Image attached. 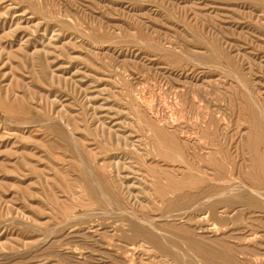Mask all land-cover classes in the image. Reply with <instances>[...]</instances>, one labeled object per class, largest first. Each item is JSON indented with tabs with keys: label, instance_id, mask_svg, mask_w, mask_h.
Wrapping results in <instances>:
<instances>
[{
	"label": "rangeland",
	"instance_id": "obj_1",
	"mask_svg": "<svg viewBox=\"0 0 264 264\" xmlns=\"http://www.w3.org/2000/svg\"><path fill=\"white\" fill-rule=\"evenodd\" d=\"M263 131L264 0H0V264H264Z\"/></svg>",
	"mask_w": 264,
	"mask_h": 264
},
{
	"label": "bare ground",
	"instance_id": "obj_2",
	"mask_svg": "<svg viewBox=\"0 0 264 264\" xmlns=\"http://www.w3.org/2000/svg\"><path fill=\"white\" fill-rule=\"evenodd\" d=\"M248 62H249V61H248ZM240 83H241V82H240ZM256 88H257V87H256ZM245 96H246V95H245ZM261 97H262V96H261ZM198 98H199V97H198ZM254 100H255V99H254ZM255 103H256V102H255ZM252 105H253V104H252ZM248 106H249V105H248ZM251 107H252V106H251ZM254 107H255V106H254ZM256 108H257V107H256ZM260 108H262V109H260ZM250 109H251V108H250ZM258 109L263 110V107H259ZM258 109H257L256 112H260ZM251 110H252V109H251ZM254 112H255V111H253V113H254ZM262 112H263V111H262ZM254 114H255V113H254ZM260 114H261V113H260ZM260 114H259V116L261 117ZM262 116H263V115H262ZM253 118H254V117H253ZM221 120H222V119H221ZM255 120H256V119H255ZM258 120H259V119H258ZM257 122H258V121H257ZM262 122H263V121H262ZM257 124H258V123H257ZM211 125H212V124H211ZM253 125H254V124H253ZM255 125H256V124H255ZM260 125H261V124H260ZM183 126H184V125H183ZM261 129H262V127H261ZM199 131H200V130H199ZM205 131H206V130H205ZM216 131H217V130H216ZM207 132H208V131H207ZM211 132L213 133V131H211ZM263 132H264V131H263ZM257 133H258V132H257ZM259 133H260V132H259ZM261 134H262V133H261ZM177 135H178V134H177ZM256 135H257V134H256ZM262 135H263V134H262ZM176 137H177V136H176ZM257 137H258V136H257ZM259 137H262V136L259 135ZM174 138H175V137H174ZM252 138H253V137H252ZM175 139H176V138H175ZM177 139H178V138H177ZM201 139H202V137L200 138V140H201ZM212 139H214V138H212ZM259 139H260V138H259ZM263 139H264V137H263ZM215 140H216V139H215ZM260 140H261V139H260ZM260 140L257 139L256 141H260ZM188 141H189V140H188ZM209 141H210V140H209ZM263 141H264V140H263ZM175 142H176V141H175ZM175 142H174V143H175ZM177 142H178V141H177ZM198 142H199V141H198ZM261 142H262V141H261ZM186 143H187V145H186L185 148H186V151H188V152H187V153H188L187 156H188V161H189V163L193 162V161H192L193 159H196L197 154H200L199 152L202 151V149L208 147V146H203V145H204V144H203V143H204L203 141H202V144H203V145H202V144H198V145H197V144L189 145L188 142H186ZM200 143H201V142H200ZM205 143H206V141H205ZM214 143H215V142H214ZM176 144H177V143H176ZM178 144H180V143H178ZM209 144H210V143H209ZM253 144H254V143H253ZM253 144H252V145H253ZM206 145H207V144H206ZM213 145H214V144H213ZM235 145H236V144H235ZM184 146H185V145H184ZM214 146H216V145H214ZM249 146H250V145H249ZM177 147H179V146H177ZM210 147H211V146H210ZM171 148H173V146H172ZM179 148H180V147H179ZM181 148H182V147H181ZM258 148H259V146H258ZM212 149H213V148H212ZM212 149H210V151H211ZM250 149H251V148H250ZM253 149H254V147H253ZM173 150H174V149H173ZM177 150H178V151L176 152L177 154H181V153H182V152H181V149H180V150L177 149ZM214 150H215V149H214ZM214 150H212V151H214ZM220 150H221V149H220ZM220 150H219V151H220ZM229 150H230V149H229ZM229 150H228V152L230 153ZM236 150H237V148H236ZM238 150H239V149H238ZM242 150H243V149H242ZM242 150H241V151H242ZM262 150H263L262 148H261V151H260V149H259L260 152H262ZM169 151H170V150H169ZM210 151H209V153H210ZM221 151H222V150H221ZM226 151H227V150H226ZM253 151H254V150H253ZM256 151H257V150H256ZM259 151H258V152H259ZM163 152H164V151H163ZM170 152H173V151L171 150ZM174 152H175V150H174ZM214 152H216V150H215ZM228 152H227V153H228ZM258 152H257V153H258ZM260 152L258 153L257 156H259ZM185 153H186V152H185ZM212 153H213V152H212ZM229 153H228L227 155H229ZM236 153H237V152H236ZM167 154H168V152H167ZM172 154H173V153H172ZM183 154H184V151H183ZM213 154H214V153H213ZM261 154H262V153H261ZM168 155H169V154H168ZM200 155H201V154H200ZM209 155H211V154H209ZM263 155H264V154H263ZM198 156H199V155H198ZM198 156H197V157H198ZM213 156H214V155H213ZM213 156H211V157H213ZM231 156H232V155H231ZM250 156H251V155H250ZM174 157H175V156H174ZM178 157H179V156H178ZM201 157H202V156H201ZM228 157H229V156H228ZM228 157H227V158H228ZM262 157H263V156L259 157V159H258L259 162H258V163H261V161H262V159H263ZM199 158H200V157H199ZM229 158H230V157H229ZM231 158H232V157H231ZM260 158H262V159L260 160ZM203 159H204V157H203ZM252 159H253V158H252ZM254 159H255V156H254ZM184 160H185V159H184ZM200 160H202V159H200ZM200 160H199V161H200ZM217 160H218V159H217ZM225 160H226V158H225ZM181 161H182V160H181ZM213 161H214V160H213ZM226 161H227V160H226ZM255 161H256V159H255ZM263 161H264V160H263ZM263 161H262V162H263ZM208 162H209V160H208ZM217 162H218V161H217ZM256 162H257V161H256ZM256 162H255V164H256ZM185 163H186V162H185ZM210 163H211V161H210ZM244 163H245V162H244ZM186 164H187V163H186ZM191 164H192V163H191ZM217 164H218V163H217ZM226 164H228V163H226ZM263 164H264V163H263ZM228 165H229V164H228ZM246 165H247V164H246ZM230 166H231V165H230ZM248 166H249V164H248ZM248 166H246V167H248ZM258 166L263 167L262 163H261V165H258ZM189 167H190V166H189ZM220 167H221V166H220ZM223 167H224V166H223ZM256 167H257V165H256ZM224 168H225V167H224ZM226 168H228V167H226ZM86 169H87V168H86ZM190 169H191V168H190ZM215 169H216V168H215ZM233 169H234V167H233ZM257 169H261V168H257ZM193 170H194V169H193ZM217 170H219V169H217ZM217 170H216V171H217ZM223 170H224V169H223ZM230 170H232V169H230ZM237 170L239 171L238 168H237ZM262 170H263V168L260 170L261 173L263 174L264 172H263ZM256 171H257V170H256ZM229 172H230V171H228V173H229ZM231 172H232V171H231ZM236 172H237V171H236ZM223 173H224V172H223ZM254 173H255V172H254ZM257 173H258V172H257ZM217 174H219V171L217 172ZM237 174H238V173H237ZM258 174H259V173H258ZM223 175H224V174H223ZM249 175H250V174H249ZM259 175H260V174H259ZM226 176H227V175H226ZM229 176H230V177H229ZM229 176H228L229 179H230L231 177L233 178V176H231V175H229ZM251 176H252V175H251ZM223 177H224V176H223ZM259 177H260V176H259ZM244 178H245V177H244ZM256 178H257V177H256ZM262 178H263V177H262ZM217 179H218V178H217ZM225 179H226V177H225ZM225 179H223V180H225ZM240 179H241V178H240ZM250 179H251V178H250ZM250 179L247 178L246 180H250ZM252 179H253V177H252ZM226 180H228V179H226ZM231 180H232V179H231ZM258 180H259V179H257V181H258ZM166 181H167V180H166ZM197 181H198V180H197ZM253 181H256V179H255V180L253 179ZM261 182H262V180H261ZM246 183H247V182H246ZM248 183H249V181H248ZM257 183L259 184L260 182L258 181ZM172 184H173V183H172ZM176 184H177V183H176ZM243 184H244V182H243ZM250 184H251V182H250ZM245 185H246V184H245ZM248 185H249V184H248ZM253 185H255V184H253ZM226 186H227V185H226ZM220 187H222V186H220ZM224 187H225V186H224ZM233 187H234V186H233ZM243 187H244V186H243ZM252 187H254V186H252ZM256 187H257V186H256ZM205 188H206V187H205ZM214 188H215V187H214ZM214 188H213V189H214ZM222 188H223V187H222ZM226 188H227V187H226ZM230 188H231V187H230ZM245 188H246V186H245ZM258 188H261V186L258 187ZM160 189H161V188H160ZM163 189H164V188H163ZM218 189H219V188H218ZM224 189H225V188H224ZM233 189H234V188H233ZM239 189H240V188H239ZM262 189H264V187L261 188L260 190H262ZM205 190H206V189H205ZM225 190H226V189H225ZM242 190H244V189L242 188ZM245 190L247 191V193H248L247 196H249V198H250V197H254V201H255V199H257L258 201H259V199H260V201H261V199H264V191H263V190L260 191L259 189H253V188H250V187H247ZM212 191H214V190H212ZM216 191H218V190H216ZM216 191H215V192H216ZM221 192H222V191H221V189H220V193H221ZM223 192H225V191H223ZM230 192H231V190H230ZM220 193H219V191H218V194H217V195H216V193H215L214 198H215L216 201H213V202H211V203H209V202L207 201V200H209L210 198L213 197V193H212V196H210L211 193H210V194H209V193H206V197H207V198L204 197L203 199H205V200H204V201H200V202H202V204L200 203V205H205V206L207 207V210L209 209V210L207 211V213H209L211 216H213L214 211L218 208V206L222 205L225 201H227V200H221V199H220ZM234 193H235V192H234ZM194 194H195V193H194ZM203 194H204V193H203ZM207 194H209V197H208ZM226 194H228V193L226 192ZM237 194H238V193H237ZM223 195H225V193L222 194V196H223ZM181 196H182V195H181ZM181 196H179V198H180ZM200 196H201V195H200ZM217 196L219 197V200L216 199ZM222 196H221V197H222ZM230 196H231V195H230ZM242 196H243V195H242ZM177 197H178V196H177ZM177 197H176V198H177ZM224 197L226 198V196H224ZM228 197H229V196H228ZM228 197H227V198H228ZM237 197H238V196H237ZM258 197H259V199H258ZM181 198H182V197H181ZM222 198H223V197H222ZM241 198H242V197H241ZM243 198H244V197H243ZM243 198H242V199H243ZM203 199H201V200H203ZM177 200H179V199H177ZM177 200H176V201H177ZM211 200H213V199H211ZM228 200H229V198H228ZM239 200H240V199H238V201H239ZM243 200H244V199H243ZM257 200H256V201H257ZM251 201H252V200H251ZM254 201H253V202H254ZM262 201L264 202V200H262ZM164 202H165V201H164ZM166 202H167V201H166ZM179 202H180V201H179ZM195 202H196V201H195ZM198 202H199V201H198ZM198 202L195 203V204H193V206L195 205V207H196L197 205H199ZM229 202H232V201L230 200ZM147 203H148V202H147ZM184 203H185V202H184ZM227 203H228V202H226V205H229V204H227ZM233 203H234V202H233ZM233 203H232V204H233ZM247 203H248V202H247ZM261 204H262V202H261ZM188 205L190 206V204H188ZM224 205H225V204H224ZM230 205H231V204H230ZM237 205H238V204H237ZM242 205H243V204H242ZM242 205H238V207H239V206H242ZM248 205H249V204H248ZM155 206H156V205H155ZM233 206H234V204H233ZM243 206H244V205H243ZM257 206H258V205H257ZM259 206H260V205H259ZM195 207H194V208H195ZM198 207H199V206H198ZM220 207H221V206H220ZM251 207H252V206H251ZM260 207H261V206H260ZM260 207H259V208H260ZM191 208H192V207H191ZM199 208H200V207H199ZM201 208H202V207H201ZM222 208H223V207H222ZM229 208H231V207H229ZM259 208L256 207V209H258V210H259ZM234 209H235V208H234ZM254 209H255V207H254ZM262 209H264V208H262ZM107 210H108V209H107ZM186 210H187V209H186ZM190 210H191V209H190ZM195 210H196V209H195ZM231 210H232V209H231ZM235 210H236V209H235ZM235 210H234V211H235ZM251 210H252V209H251ZM232 211H233V210H232ZM263 211H264V210H263ZM90 212H91V211H90ZM217 212H218V211H217ZM235 212H236V211H235ZM254 212L256 213V211H254ZM254 212H253V213H254ZM260 212H261V211H258V213H260ZM133 213H134V212H133ZM224 213L229 214V213H232V212L229 211V210H226V208H225V212H224ZM244 213H245V212H244ZM244 213H243V214H244ZM251 213H252V212L250 211V214H251ZM201 214H202V213H201ZM205 214H206V212H205ZM235 214H236V213H235ZM239 214L242 215L241 213H239ZM247 214H249V211H248ZM250 214H249V215H250ZM262 214H264V213H262ZM97 215H98V214H97ZM216 216H217V215H216ZM254 216H255V215H254ZM254 216H253V217H254ZM263 216H264V215H263ZM143 217H144V216H143ZM147 217H148V216H147ZM153 217H154V216H153ZM251 217H252V216H251ZM255 217H256V216H255ZM90 218H91V217H90ZM130 218L133 219V220H135V219L138 220V219H139V218L137 217L136 213L133 214V215H130ZM212 218H214V217H212ZM232 218H233V217H232ZM232 218H231V219H232ZM260 218H261V215H260ZM262 218H263V217H262ZM150 219H151V218H150ZM207 219H208V218H207ZM251 219L253 220L254 218H251ZM257 219H259V217H258ZM128 220H129V219H128ZM137 220H136V221H137ZM147 220H148V219H147ZM147 220H146V221H147ZM192 220H193V219H192ZM254 220H255V219H254ZM260 220H261V219H260ZM139 221H140V220H139ZM255 221L257 222V220H255ZM255 221H254V222H255ZM140 222H143V220L140 221ZM258 222H260V221L258 220ZM130 223H131V222H130ZM133 223H134V222H133ZM149 223H150V222H149ZM149 223H147V224H149ZM250 223H251V222H250ZM250 223H249V224H250ZM153 224H154V223H153ZM249 224H247L246 227H245V226H244V227L241 226V227H242V228L240 227V228H241V231L239 230V231H240V234H238V233H237V234L240 235L241 238L245 239L244 241H246V243H248V244H250V243L253 242V241H254L255 243L258 242V241H262L263 238H264V235H263V234H264V230H260V231L257 230L258 228H257V226H256V227L254 226V223H253V222L251 223V224H252V227H250L251 225L249 226ZM256 224H257V223H256ZM256 224H255V225H256ZM261 224H262V223H261ZM20 225H21V224H20ZM125 225H126V224H125ZM132 225H133V224H132ZM132 225H130L129 230L132 231V233H133V232H135V231L137 230V229L135 228V231H134L133 228H134V227H137V226L134 224L135 226L133 227ZM149 225H150V224H149ZM262 225H263V224H262ZM54 226H55V225H54ZM128 226H129V224H128ZM157 226H158V225H157ZM259 226H260V225H259ZM131 227H133V228H131ZM148 227H149V226H148ZM138 228H139V227H138ZM160 228H161V227H160ZM238 228H239V227H238ZM240 228H239V229H240ZM260 228H262V226H261ZM126 229H128V228H126ZM161 230H162V229H161ZM237 230H238V229H237ZM127 231H128V230H127ZM138 231H140V230H138ZM141 231H142V230H141ZM148 231H149V234L151 235V237H150V236L147 237V239H146L147 242L150 243V244H155L154 242H156L157 245H159V244H158V241H157L158 238H157V240H156V235H155V234H157V233H156L157 228H156V227H152V228L148 229ZM230 231H231V229H230ZM157 232H158V231H157ZM161 232H162V231H161ZM119 233H120V232H119ZM122 233H123V234H122L123 237H126L127 235H129V234L126 233V231H124V232H122ZM130 233H131V232H130ZM132 233H131V234H132ZM136 233H137V231H136ZM136 233H135L134 235H136ZM162 233H163V232H162ZM166 233H167V232H166ZM125 234H127V235H125ZM131 234H130V235H131ZM140 234H141V232H140ZM158 234H161V233H158ZM164 234H165V233H164ZM167 234H168V233H167ZM167 234H166V235H167ZM134 235H131V236H134ZM227 235H228V234H227ZM238 235H237V236H238ZM142 236H144V235H142ZM142 236H141V237H142ZM127 237H128V236H127ZM129 237H130V236H129ZM136 237H139V234H137ZM145 237H146V236H145ZM240 237H239V238H240ZM132 238H133V237H132ZM134 239H135V238H134ZM160 239H161V238H160ZM236 239H237V238H236ZM109 240H110V239H109ZM135 240H136V239H135ZM155 240H156V241H155ZM263 241H264V240H263ZM132 242H133V241H132ZM145 242H146V241H145ZM254 242H253V243H254ZM51 243H52V242H51ZM126 243H127V242H126ZM223 243H224V242H223ZM225 243H226V242H225ZM243 243H244V242H243ZM263 243H264V242H263ZM263 243L259 242V244H263ZM128 244H129V243H128ZM157 245H156V246H157ZM161 245H162V244H161ZM161 245H160V246H161ZM226 245H228V244H226ZM238 245H239V244H238ZM132 246H133V245H132ZM164 246H165V245H164ZM168 246H169V245H168ZM263 246H264V245H263ZM162 247H163V246H161V248H162ZM229 247H230V246H229ZM242 247H243V246H242ZM242 247H241V251H240V252H241L242 255H243V254L247 253L245 248H247L248 246H247V247L244 246L245 248H244V247L242 248ZM249 247H250V246H249ZM43 248H44V247H43ZM133 248H134V247H133ZM133 248H132V249H133ZM136 248H137V247H136ZM163 248H164V247H163ZM200 248H201V247H200ZM239 248H240V247H239ZM201 249H202V248H201ZM228 249H229V248H228ZM124 250H125V249H124ZM127 250H129V249H127ZM235 250H236V249H235ZM237 250H238V249H237ZM252 250H253V249H252ZM262 250H263V248H262ZM125 251H126V250H125ZM229 251H231V250H229ZM248 251H249V250H248ZM258 251H259V248H258ZM126 252H127V251H126ZM207 252H208V251H207ZM172 253H173V252H172ZM228 253H229V252H228ZM241 253H240V254H241ZM250 253H251V252H250ZM259 253H261V255L264 254V253L261 252V250L259 251ZM259 253H258V254H259ZM19 254H20V253H19ZM23 254H24V253H23ZM130 254H131V253H130ZM253 255H257V254H253ZM9 256H10V255H9ZM222 256H223V255H222ZM224 256H225V254H224ZM230 256H231V255H229L228 258H230ZM259 256H260V254H259ZM7 257H8V255H7ZM33 257H34V256H33ZM216 257H217V256H216ZM231 257H233V256H231ZM235 257H236V256H235ZM253 257H255V256H253ZM260 257H261V256H260ZM263 257H264V255H263ZM1 258H2V257H1ZM9 258H12V256L9 257ZM20 258H22V257H20ZM23 258H24V257H23ZM218 258H219V257H218ZM233 258H234V257H233ZM256 258H257V257H256ZM3 259H4V258H3ZM7 259H8V258H7ZM210 259H211V258H210ZM220 259H221V258H220ZM223 259H224V258H223ZM234 259H235V258H234ZM241 259H242V258H241ZM247 259H248V258H247ZM262 259H263V258H262ZM262 259H261V260H262ZM8 260H9V259H8ZM14 260H15V259H14ZM16 260H17V259H16ZM154 260H155V259H154ZM204 260H205V259H204ZM206 260H208V259H206ZM227 260H228V259H227ZM230 260L232 261V259H230ZM230 260H229V261H230ZM263 260H264V259H263ZM17 261H18V260H17ZM210 261L213 262L214 259H213V260H210ZM210 261H209L208 263H207V262H206V263H207V264H210ZM127 262H128V261H127ZM222 262H223V261H222ZM222 262H221V264H222ZM233 262H235V261H233ZM214 263H217V262H214ZM218 263H219V262H218ZM227 263H228V262H227ZM236 263H237V262H236ZM236 263H234V264H236ZM129 264H130V263H129ZM223 264H224V263H223ZM229 264H230V263H229Z\"/></svg>",
	"mask_w": 264,
	"mask_h": 264
}]
</instances>
